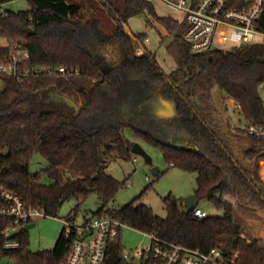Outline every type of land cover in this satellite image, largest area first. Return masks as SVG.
<instances>
[{"label": "trees", "instance_id": "obj_1", "mask_svg": "<svg viewBox=\"0 0 264 264\" xmlns=\"http://www.w3.org/2000/svg\"><path fill=\"white\" fill-rule=\"evenodd\" d=\"M10 1L0 0V5ZM83 1L29 0L30 9L0 14V36L7 43L0 56L12 53L13 45L30 55L17 65L28 70L27 76L0 73V184L27 207L50 216L66 201L80 206L96 195L102 206L94 215H111L190 248L237 251L236 264H264V238L251 237L237 214H264L259 174L264 137L232 126L213 94L219 88L224 104L232 98L246 122L264 127L258 93L264 43L195 53L184 37L186 25L158 15L149 0H99L115 21L112 32L92 17L93 0ZM138 14L148 15V24L159 23L172 37L166 52L176 68L170 73L145 46L144 33L126 32L128 19ZM135 40L144 53H136ZM60 67L68 73L49 74ZM44 68L48 71H37ZM59 97L70 100L73 111ZM157 99L170 104L172 112L152 108L150 102ZM138 141L159 146L169 165L195 172L199 203L207 200L223 214L199 218L168 195L161 217L141 202L144 192L122 208H111L127 181L108 174V164L115 158L130 160ZM36 157L48 167L33 172ZM10 223L0 216V258L8 264L66 261L73 238L64 231L54 248L34 251L29 231L21 229L12 236L19 246L6 248L1 231ZM122 247L121 232L114 244L116 264H121Z\"/></svg>", "mask_w": 264, "mask_h": 264}, {"label": "built area", "instance_id": "obj_2", "mask_svg": "<svg viewBox=\"0 0 264 264\" xmlns=\"http://www.w3.org/2000/svg\"><path fill=\"white\" fill-rule=\"evenodd\" d=\"M183 12L179 21L186 25L184 37L190 44L192 52L199 53L210 49H219L229 43L234 47L264 43V0H162ZM259 38V40H258ZM149 38L145 39L147 42ZM144 42V43H145ZM142 44L135 40L138 49ZM6 45L2 47H6ZM1 48V47H0ZM12 53L0 56V73L27 76L28 70L19 71L18 63L29 59V52L11 46ZM48 71L47 69L37 70ZM22 73V74H21ZM68 70L60 67L49 74L65 75ZM258 93L264 104V80L258 85ZM238 109L239 104L229 98ZM249 133L264 137V127L251 122L244 126ZM264 181V177L261 178ZM194 215L204 218L208 215L201 208H194ZM0 216L10 219L9 226L1 231L7 240L6 248H16L19 242L12 236L19 232L23 223L33 221L37 217L49 216L42 208L27 207L21 197L0 184ZM66 225L65 236L73 238V242L63 264H116L114 244L124 228L142 234L147 244L126 250H120L121 264L124 260L129 264H236L237 251H226L211 248L207 251L190 248L173 241L163 239L154 233L139 230L108 214L90 215L78 221V214L73 212L63 220Z\"/></svg>", "mask_w": 264, "mask_h": 264}, {"label": "rangeland", "instance_id": "obj_3", "mask_svg": "<svg viewBox=\"0 0 264 264\" xmlns=\"http://www.w3.org/2000/svg\"><path fill=\"white\" fill-rule=\"evenodd\" d=\"M116 3L118 0H113ZM153 3L156 12L160 16H169L178 21L183 19V12L162 0H149ZM82 3L90 4L89 0H84ZM94 11H91L92 17L98 18L102 22V28L106 32H112L115 28V21L107 8L104 7L99 0H93L92 3ZM31 8L29 0H13L0 5V14L5 11H19ZM96 11V12H95ZM98 12V13H97ZM90 13L88 12V15ZM148 15L138 14L131 16L128 19V26L133 33H144L149 37V42L146 47L149 51L155 52L160 66L165 72L170 73L176 68L175 60L166 52V46L172 40L167 30L159 23L148 24ZM163 37V38H162ZM259 40V38H258ZM6 41L0 36V47L4 46ZM224 49H231L232 45L227 43L222 46ZM136 53H142L139 48L135 46ZM139 54V55H140ZM214 97L223 109L226 120L232 126L244 127L246 121L239 113L238 109L234 108V103L230 99L222 102V93L219 88L213 91ZM159 100H153L150 106L161 110L166 107L172 112L170 104ZM59 103L64 104L70 111H73V103L63 97H59ZM224 104V105H223ZM226 107V108H224ZM128 133V132H127ZM134 140V138H132ZM139 142V141H138ZM147 153L152 158V163L149 164L146 160L137 154L132 153L130 160H123L115 158L110 161L107 167V173L119 181L126 180V185L119 191L115 200L110 204L111 208L119 209L128 204L134 198L143 193L141 202L152 207L155 214L165 217L163 198L168 195H173L186 205L187 198L194 194L196 188V173L187 172L178 167L169 165L163 154V150L159 146L149 145L140 142ZM260 177H264V160L259 162ZM48 167V163L39 157H36L31 164L33 172ZM152 167H159L160 175L156 176L152 172ZM76 200L66 201L56 216L37 217L33 221L23 223L18 227L19 229H27L29 231V247L34 250L52 249L55 247L60 234L64 231L66 225L63 220L67 219L73 212L78 214V221L92 215L98 211L102 202L96 195H92L87 201L77 206ZM199 208L203 209L210 215H221L222 210L216 209L207 200L201 201ZM241 222L245 225L251 237L264 238V214L259 213V216L244 214L237 211ZM147 239L140 233H137L129 228H124L122 232V246L126 250H132L136 247H142L147 244ZM10 262L6 258H0V264H8Z\"/></svg>", "mask_w": 264, "mask_h": 264}, {"label": "water", "instance_id": "obj_4", "mask_svg": "<svg viewBox=\"0 0 264 264\" xmlns=\"http://www.w3.org/2000/svg\"><path fill=\"white\" fill-rule=\"evenodd\" d=\"M125 30L129 35H132V31L128 25H125ZM131 152L134 154L142 156L146 160L147 163H149V164L152 163L151 156L147 153V151L144 149V147L141 145L140 142H135L133 144V146L131 148ZM151 170L154 174H157L160 171L159 167H152ZM198 204H199V199L196 196V194L194 193V194L190 195L186 201L187 211H189V212L192 211L194 208H196L198 206ZM124 264H129V263H128V261L124 260Z\"/></svg>", "mask_w": 264, "mask_h": 264}, {"label": "crops", "instance_id": "obj_5", "mask_svg": "<svg viewBox=\"0 0 264 264\" xmlns=\"http://www.w3.org/2000/svg\"><path fill=\"white\" fill-rule=\"evenodd\" d=\"M149 38V37H148ZM150 40V39H149ZM149 40L147 41V42H145V46H146V44L149 42ZM6 45V44H5ZM140 47H139V50L142 52V53H144V47H143V45L141 46V45H139ZM141 53V54H142ZM137 54H140V53H137Z\"/></svg>", "mask_w": 264, "mask_h": 264}]
</instances>
